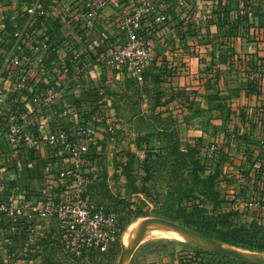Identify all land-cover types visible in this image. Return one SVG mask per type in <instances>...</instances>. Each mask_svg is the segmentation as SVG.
<instances>
[{
    "label": "crops",
    "instance_id": "1",
    "mask_svg": "<svg viewBox=\"0 0 264 264\" xmlns=\"http://www.w3.org/2000/svg\"><path fill=\"white\" fill-rule=\"evenodd\" d=\"M40 1L47 12L41 21L25 10L34 0H0V196L16 189L18 202L27 199L31 208L60 198L57 174L62 161L67 168L70 163L46 138L60 129L73 134L82 123L96 129L81 171L96 188L87 190L92 200L102 197V148L127 133L137 136L118 150L126 152L116 156L121 163L137 167L144 151H159L174 134L180 148L200 149L202 156L216 152L209 170L219 165L223 179L216 189L227 199L249 201L264 191L253 169L264 171V0H186L184 7L177 0H148L154 10L142 25L152 43L151 66L142 83L125 70L101 67L97 54L121 40L120 19L143 0L104 7L85 42L77 39L84 0ZM161 11L167 22L156 25ZM71 47L88 65L85 76L77 67L72 75L62 73ZM47 86L57 89L54 104L49 111L36 109L31 100ZM15 112L26 113L21 127L32 133L30 145L6 139L7 119ZM145 133L153 140L137 139ZM32 221L40 229L54 226L48 219ZM4 222L0 214L8 257L17 241ZM216 255L198 249L180 253L173 264H224Z\"/></svg>",
    "mask_w": 264,
    "mask_h": 264
},
{
    "label": "built area",
    "instance_id": "2",
    "mask_svg": "<svg viewBox=\"0 0 264 264\" xmlns=\"http://www.w3.org/2000/svg\"><path fill=\"white\" fill-rule=\"evenodd\" d=\"M83 4V16H79L81 20L79 19L80 21L77 22V39L85 42L99 21L102 9L106 6L118 8L120 2L118 0H84ZM177 5L184 7L186 0H177ZM25 10L34 20L41 21L47 17L46 9L40 0H34ZM153 10L154 6L151 2L143 0L131 14L120 19L122 38L110 43L97 54V62L101 67L125 70L135 82L142 83L144 81L145 73L151 66L152 43L142 21ZM64 12L71 13V8L66 7ZM61 20L63 21L65 18ZM76 20L78 21V19ZM165 22H167V16L164 11H161L155 18V24L160 25ZM72 67L78 68V74L81 77L85 76L88 70V65L82 60L81 53L74 47L70 49V58L65 61L62 73L72 75ZM98 95L104 102L109 99L108 94L102 89ZM56 96V87L47 86L42 88L38 95L32 98L31 102L36 109L49 111ZM2 101L0 94V102ZM25 119L26 113L24 112H15L8 117L5 136L9 143H25L26 145L32 143V133H26L21 127V123ZM95 132L96 129L91 123H82L74 129L73 134L60 129L47 136V144L61 151L63 155L67 156L70 163L67 168L65 162L62 161V168L57 174L62 188L60 198L55 200L49 198L31 208L28 207L27 199L18 202V190L16 189H10L5 196H0V214L4 217L5 229L16 239L22 240V246L25 248L24 256L29 254L28 250L35 254L38 242L50 233L52 236H56L66 248L69 247L71 251L95 246L102 252L105 251L107 245L114 241V235L119 232L118 220L113 214L109 216L102 214V204L93 201L87 194L90 179L81 173L86 162L84 154L88 142L93 140ZM29 209L32 211L31 214H27ZM36 218L54 221L53 228L48 230L37 228L38 225H33L34 222H31ZM108 223L109 226H112L109 231L107 230L110 242L102 239V229Z\"/></svg>",
    "mask_w": 264,
    "mask_h": 264
},
{
    "label": "trees",
    "instance_id": "3",
    "mask_svg": "<svg viewBox=\"0 0 264 264\" xmlns=\"http://www.w3.org/2000/svg\"><path fill=\"white\" fill-rule=\"evenodd\" d=\"M174 138L172 146L164 144L159 151L146 150L144 158L138 164L136 172V181H141L142 189H134L136 195H144L146 198H152L148 182L161 181L165 184L164 204L165 207L159 209L157 215L180 224L190 227L209 238L219 242L238 246L244 249L264 253V229H258L257 225L250 228L236 227L227 221V217L232 213L218 215L216 210L222 203H229L227 194L222 195L216 189V186L223 179L219 165L210 171V161L215 151H206L201 155V150L186 146L180 148L178 139L174 134H168L166 139ZM133 168V164H129ZM252 168V167H251ZM258 179L264 180V171L262 167L253 168ZM132 172V171H131ZM138 174V175H137ZM95 190L94 185L88 186L89 190ZM254 199L244 201L246 210L255 212L257 218H264V191L259 189ZM159 196L154 195L153 201L158 206ZM191 201V208L182 207V201ZM93 201L102 204V197H96ZM213 204V213L204 205ZM161 204V203H159ZM176 204L178 206H176ZM251 204V206H248ZM140 213L136 215H141ZM132 211L127 210L126 216L118 219L119 232L114 235V240L105 252H100L95 246L83 247L77 251H71L69 247L52 236V233L38 242V248L46 251L50 255L60 254L64 261H71L72 264H102V255L109 259L114 257L119 251L120 236L126 225L129 223V217ZM126 218V219H125ZM258 236H261L260 238ZM37 252V251H36ZM44 253V254H45ZM44 256V255H43ZM219 257V255H216ZM17 257L15 258V262ZM108 260V259H107ZM45 261L50 264L51 257H46ZM57 261V260H56ZM59 262V260H58Z\"/></svg>",
    "mask_w": 264,
    "mask_h": 264
},
{
    "label": "rangeland",
    "instance_id": "4",
    "mask_svg": "<svg viewBox=\"0 0 264 264\" xmlns=\"http://www.w3.org/2000/svg\"><path fill=\"white\" fill-rule=\"evenodd\" d=\"M127 109L129 111V105ZM119 136L121 138L113 137L114 140L110 141L108 150L102 148V214L105 216L113 214L114 217L118 220L126 216L127 210L132 211V213L127 216L129 217L130 221L126 225L123 233L120 236V246L118 253L110 259L105 255H102V264H173L180 253H187L190 251L195 252L200 249L173 238L151 237L144 240L141 238V236L139 237L128 235L127 230L129 225L140 220H144L148 224L151 222L152 224H155L160 221L162 222L163 220L164 223H169L179 228H184L189 232L197 233L198 235L205 238L215 240L213 238L201 235L194 229L184 226L177 221H171L157 215L159 209L162 208V206L165 207L163 199L165 197L164 190L166 186L163 182L159 180H157L156 182L153 180L148 182V185L151 187V190L149 189V191L152 198L150 199L146 198L142 194L136 195L135 193H133L135 192L134 189L137 190L143 188L141 181L135 182L136 173H134V171L138 167L132 168L127 162L121 163L116 160V156L118 155V153H126L125 151L118 152V150L123 149L125 145L128 146L130 143H134L137 135L134 136L130 133H127L122 135L120 134ZM153 136L155 135L145 133L139 135L137 139L150 142V140H153ZM173 142H177V140L172 138L168 141L166 140L165 144H167V146H172ZM154 195L159 196L158 202L161 204L158 203V206L153 201ZM228 200L230 201L229 203H222L220 206H218V209L216 210L218 215L232 213L227 217V221H229L236 227L250 228L253 225H257L258 229H264V218L259 219L255 215V212H253V210H246V208L244 207L245 202L241 201V199L234 201L229 198ZM192 201L193 200H191L190 202ZM190 202L183 200L181 206L190 209L192 204ZM176 206L178 205L176 204ZM139 207L142 208V213L141 215H136L141 212ZM204 207L208 209V211L210 212L209 214L213 213V204L206 203ZM111 228L112 226H109L108 223L105 228L102 229V239H105L106 241L108 240V242H110V237L107 234V230L109 231ZM2 235H4V233L2 234V232L0 231V264H47L48 261H45L46 257H48V259L49 257H51L50 264H72L70 260L64 261L60 254L52 256L50 255L49 250L45 253L44 250H41L39 248H37V252L35 254L34 252L28 250L27 252L29 253V257L28 255L24 256L23 253L25 248L22 246V240L20 242L19 239H16L17 243L11 244L13 250V254L11 255L13 256L8 255L7 257L5 255V250L8 248L6 246L4 247V245L6 244L5 242H2V239L4 238ZM109 235H111V233ZM258 237L260 238L261 236ZM133 244L136 247L131 256L127 259L128 248ZM225 245L232 246L229 244ZM106 247L109 248L110 244ZM232 247H236L250 253H260L238 246ZM201 250L206 252H214L205 249ZM218 255L223 260L224 264H254L250 262L240 261L236 258H233L232 256L220 253ZM16 257L18 259H16L15 262Z\"/></svg>",
    "mask_w": 264,
    "mask_h": 264
},
{
    "label": "bare ground",
    "instance_id": "5",
    "mask_svg": "<svg viewBox=\"0 0 264 264\" xmlns=\"http://www.w3.org/2000/svg\"><path fill=\"white\" fill-rule=\"evenodd\" d=\"M127 234L130 236H141L144 240L151 237L173 238L196 248L211 250L220 254L232 256L233 258L243 262L264 264V253H250L236 247L228 246L215 240L200 236L197 233L189 232L184 228L164 223L163 220L162 222L160 221L155 224H152V222L148 224L144 220L136 221L129 225ZM135 247L136 246L134 244L129 246L127 259L131 256Z\"/></svg>",
    "mask_w": 264,
    "mask_h": 264
},
{
    "label": "water",
    "instance_id": "6",
    "mask_svg": "<svg viewBox=\"0 0 264 264\" xmlns=\"http://www.w3.org/2000/svg\"><path fill=\"white\" fill-rule=\"evenodd\" d=\"M212 253H214V252H212ZM216 254H219V253H216ZM120 263V262H119Z\"/></svg>",
    "mask_w": 264,
    "mask_h": 264
}]
</instances>
